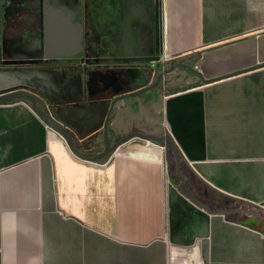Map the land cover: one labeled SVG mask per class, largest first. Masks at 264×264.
I'll use <instances>...</instances> for the list:
<instances>
[{"label": "crops", "instance_id": "obj_1", "mask_svg": "<svg viewBox=\"0 0 264 264\" xmlns=\"http://www.w3.org/2000/svg\"><path fill=\"white\" fill-rule=\"evenodd\" d=\"M81 3L88 12L80 16L73 8ZM40 4L50 13L41 23L27 21L22 38L9 40L10 55L39 59L47 47L52 55L73 54L81 22L82 32L105 34L109 50L123 58L111 74L125 73L130 86L149 80V60L196 50L202 57L190 62L207 78L260 65L208 83L185 69L183 80L163 87L169 92L157 88L119 102L109 131L112 141L129 130L168 131L200 177L199 197L264 209V0L25 6ZM96 134L79 141L90 150ZM165 158V150L135 138L107 162H90L27 101L0 104V264H264V221L255 215L207 214L202 230L172 238L174 183L170 174L166 183Z\"/></svg>", "mask_w": 264, "mask_h": 264}, {"label": "water", "instance_id": "obj_2", "mask_svg": "<svg viewBox=\"0 0 264 264\" xmlns=\"http://www.w3.org/2000/svg\"><path fill=\"white\" fill-rule=\"evenodd\" d=\"M79 34L77 38V49L70 55H52L47 52L39 58L41 61L56 60L63 58L65 60L79 58L83 61L82 54V26L78 22ZM48 35L45 37V43L49 44ZM50 45V44H49ZM202 51L196 50L185 55H177L170 57L168 60L161 58H153L148 61L146 68L149 70L150 78L142 84H137L124 87L121 90L108 92V87L99 94H90L87 87L80 86L74 96H70V103L64 106L52 104L54 101L52 96L46 93L44 86L58 91L57 85L53 80L54 70L51 69H27L26 71L7 72L0 71V104L9 102L13 99H21L27 101L38 116L44 120L61 138H63L70 151L78 157L99 163L107 162L108 155L122 147L125 143L135 138H141L150 142L153 145L164 147L166 151V167L170 174L173 183L176 186L169 191L170 204L176 205L178 202L183 203L185 207L184 215L190 221L189 227L184 225L182 229L172 232L174 236H185L196 229L202 230L204 226L205 215L207 214H236L240 215H255L257 218L264 221V209L261 205H256L245 200L238 201L235 205H230L229 202L221 201V198L199 197L197 195V183L200 177L195 172L187 161L185 155L180 150L176 139L172 134L165 130L155 132L142 130H129L119 136L118 139L112 141L110 137V124L112 118L118 111V103L124 99L137 98L142 94H146L151 90L163 87L170 88L168 77L175 74L179 81L183 80L185 69L196 74L200 83L214 82L218 79L230 77L234 74L249 71L251 68L260 67V65L251 66L244 70L233 71L232 73L220 75L213 78H207L202 71L198 69L197 63L190 61H198L201 59ZM1 42H0V56ZM119 61V60H118ZM74 63L67 65L73 67ZM180 77V78H179ZM31 78H36L38 85L26 83ZM84 79V77H82ZM175 80V81H178ZM66 89L70 90L69 87ZM169 92L170 89H164ZM44 94L45 96H43ZM87 100V101H86ZM54 106V107H53ZM55 109V107H57ZM82 126V127H81ZM96 131V132H94ZM97 133L99 140H95L97 146L90 150L86 148L85 143H81L84 139V134ZM83 139L81 142L79 140ZM97 149V150H96ZM176 206L171 208L172 210ZM191 210L189 216L186 215L187 209ZM181 233V234H178ZM207 234L201 233L202 243L205 245ZM195 236H191L187 242L194 241ZM203 260L207 261V248L203 253Z\"/></svg>", "mask_w": 264, "mask_h": 264}, {"label": "flooded vegetation", "instance_id": "obj_3", "mask_svg": "<svg viewBox=\"0 0 264 264\" xmlns=\"http://www.w3.org/2000/svg\"><path fill=\"white\" fill-rule=\"evenodd\" d=\"M66 1L69 5V8H67L71 10L70 5L73 6L76 0ZM25 5L26 0H0V42L2 52L0 56V71L16 72L41 68L54 70L52 75L58 91H54L46 86L43 88L46 93L52 96L54 100L52 104H58V106L70 103V96H74L80 86L87 87L86 90L90 94L102 93L106 87H108V92H112L130 86L131 82L125 73L120 76L111 74L114 69L120 70V67L117 66V61L123 58L118 57V55L109 50L108 44L104 40L105 34L103 32L99 31L97 34H91L89 28L86 27L82 32L81 42L84 60L81 62L79 58L69 59L68 61L63 58L41 61L42 59H30L26 56L10 55L9 40L22 38L24 30L27 29V21L31 20L41 23L40 20L50 13L49 7L45 4H40L37 10L33 9L34 11L27 10ZM76 6L73 8V13L75 12V14L80 16L84 12L87 14L88 7L86 5L85 8L82 6V3ZM73 63L75 64L73 67L69 68L67 66H72ZM112 63L116 65L111 66L110 64ZM26 83L38 85L36 78H31ZM67 87L70 90L66 89ZM42 95L45 96L44 94ZM88 135L84 134V137L87 136L86 138L89 140L91 138Z\"/></svg>", "mask_w": 264, "mask_h": 264}, {"label": "rangeland", "instance_id": "obj_4", "mask_svg": "<svg viewBox=\"0 0 264 264\" xmlns=\"http://www.w3.org/2000/svg\"><path fill=\"white\" fill-rule=\"evenodd\" d=\"M180 78V77H179ZM177 80L178 78H177V76H175V74L173 75V77L172 76H170V77H168V80L170 81V80ZM180 79H178V81H179ZM149 92H154V90H151V91H149ZM148 92V93H149ZM113 154V153H112ZM166 159V158H165ZM173 184V183H172ZM172 186H176V184L174 183V185H172ZM185 202V201H184ZM184 202L183 203H181V202H178L176 205H173L174 207L176 206V208H174L173 210L171 209V208H173V206L170 204V201H169V215H170V217H169V231L172 233V232H174L175 230H180V229H182V227L185 225L186 226V224H187V226L189 227V224H190V221H189V219L190 218H188L187 216H185L184 215V210L187 208V207H185V205H184ZM230 205H235V204H230ZM190 212H191V210H190V208L189 209H187V212H186V215H188L189 216V214H190ZM245 219L247 220V221H249V222H251L252 221V223L255 221V222H257L258 220L257 219H253L252 217H250V216H245ZM262 226H264V224L262 225Z\"/></svg>", "mask_w": 264, "mask_h": 264}, {"label": "built area", "instance_id": "obj_5", "mask_svg": "<svg viewBox=\"0 0 264 264\" xmlns=\"http://www.w3.org/2000/svg\"><path fill=\"white\" fill-rule=\"evenodd\" d=\"M49 129L52 130V131H54L50 126H49ZM160 148L162 149V152H164L165 148L164 147H160ZM114 152H116V151H114ZM165 175H166V183H168V185H170L171 183H170V180H169V172H168V168L166 167V162H165Z\"/></svg>", "mask_w": 264, "mask_h": 264}]
</instances>
